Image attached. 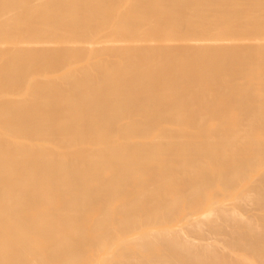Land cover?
I'll list each match as a JSON object with an SVG mask.
<instances>
[{"label":"bare ground","instance_id":"bare-ground-1","mask_svg":"<svg viewBox=\"0 0 264 264\" xmlns=\"http://www.w3.org/2000/svg\"><path fill=\"white\" fill-rule=\"evenodd\" d=\"M262 212L264 0H0V264H264Z\"/></svg>","mask_w":264,"mask_h":264},{"label":"rangeland","instance_id":"rangeland-1","mask_svg":"<svg viewBox=\"0 0 264 264\" xmlns=\"http://www.w3.org/2000/svg\"><path fill=\"white\" fill-rule=\"evenodd\" d=\"M259 169H256V171H258ZM254 172H255V169H254ZM236 193H239V192H236ZM232 202H234L233 200H227L226 201V203H227V205L229 204V205H231V207H232ZM209 206H210V204H206L205 205V207H207V208H209ZM208 213V212H207ZM206 213V214H207ZM238 213L240 214V217H242V216H244L245 215V211L244 210H242V209H240L239 211H238ZM261 214H264V212H262ZM196 240V239H195ZM209 242H212V240H209ZM247 261L248 262H253L254 261V259H253V257H251V256H247Z\"/></svg>","mask_w":264,"mask_h":264}]
</instances>
